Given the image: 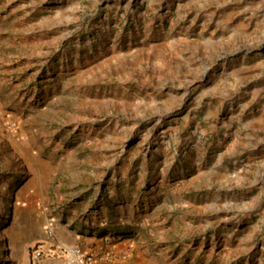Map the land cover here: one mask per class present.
Segmentation results:
<instances>
[{"label":"rangeland","instance_id":"obj_1","mask_svg":"<svg viewBox=\"0 0 264 264\" xmlns=\"http://www.w3.org/2000/svg\"><path fill=\"white\" fill-rule=\"evenodd\" d=\"M42 241L264 264V0H0V264Z\"/></svg>","mask_w":264,"mask_h":264},{"label":"built area","instance_id":"obj_2","mask_svg":"<svg viewBox=\"0 0 264 264\" xmlns=\"http://www.w3.org/2000/svg\"><path fill=\"white\" fill-rule=\"evenodd\" d=\"M45 258H60L69 264H91L93 261L91 257L85 255L77 246L70 247L60 244H49L42 241L32 248L30 263L40 264Z\"/></svg>","mask_w":264,"mask_h":264},{"label":"trees","instance_id":"obj_3","mask_svg":"<svg viewBox=\"0 0 264 264\" xmlns=\"http://www.w3.org/2000/svg\"><path fill=\"white\" fill-rule=\"evenodd\" d=\"M117 231V230H116Z\"/></svg>","mask_w":264,"mask_h":264}]
</instances>
